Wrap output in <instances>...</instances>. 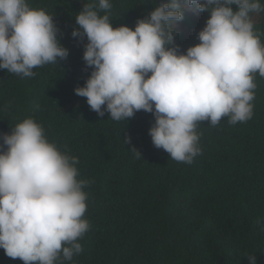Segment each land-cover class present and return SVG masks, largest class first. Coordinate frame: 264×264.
Masks as SVG:
<instances>
[{"label":"clouds","instance_id":"clouds-1","mask_svg":"<svg viewBox=\"0 0 264 264\" xmlns=\"http://www.w3.org/2000/svg\"><path fill=\"white\" fill-rule=\"evenodd\" d=\"M112 8V0H89L72 32L87 38L83 59L93 69L75 93L99 116L107 111L114 121H128L140 110L152 113L154 146L187 164L202 151L198 124L252 118L254 74L264 77V34L252 14L264 13L262 0H167L134 28L113 27ZM186 9L209 11L210 17L199 43L184 52L175 28ZM58 31L45 8L0 0V69L30 78L35 68L66 59L69 49ZM0 149V248L24 264L71 261L91 227L85 188L92 181L79 178L78 157L50 141L31 117L3 135ZM255 223L264 232V216ZM246 256L257 264L256 255Z\"/></svg>","mask_w":264,"mask_h":264},{"label":"trees","instance_id":"trees-1","mask_svg":"<svg viewBox=\"0 0 264 264\" xmlns=\"http://www.w3.org/2000/svg\"><path fill=\"white\" fill-rule=\"evenodd\" d=\"M27 2L53 13L69 55L35 68L30 78L0 69V144L17 123L34 118L50 141L78 157L79 178L92 181L85 188L91 227L80 240L83 251L64 264H249L246 255L264 264V232L255 223L264 216V77L254 74L251 119L233 125L223 117L216 126L203 121L197 127L201 154L192 164L177 162L154 146L152 113L114 121L76 95L93 70L83 59L87 38L72 36L89 0ZM165 2L112 0L113 27L134 28ZM252 15L264 34V13ZM209 17V11L185 10L175 28L181 51L199 43ZM0 264L24 262L0 248Z\"/></svg>","mask_w":264,"mask_h":264}]
</instances>
